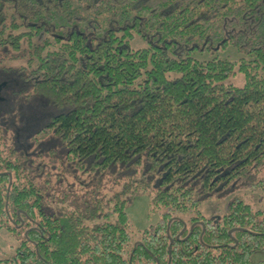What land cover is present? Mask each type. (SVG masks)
Wrapping results in <instances>:
<instances>
[{
	"label": "trees",
	"instance_id": "obj_1",
	"mask_svg": "<svg viewBox=\"0 0 264 264\" xmlns=\"http://www.w3.org/2000/svg\"><path fill=\"white\" fill-rule=\"evenodd\" d=\"M79 25L98 38L62 33ZM218 40L249 54L244 86L224 82L235 61L191 56ZM4 60L20 64L0 65V227L20 241L0 264H250L264 249V206L214 220L194 187L264 189V0H0ZM84 173L128 181L105 198L67 178ZM139 189L162 216L131 244L123 195Z\"/></svg>",
	"mask_w": 264,
	"mask_h": 264
},
{
	"label": "rangeland",
	"instance_id": "obj_2",
	"mask_svg": "<svg viewBox=\"0 0 264 264\" xmlns=\"http://www.w3.org/2000/svg\"><path fill=\"white\" fill-rule=\"evenodd\" d=\"M104 28L106 26L101 24ZM76 28L79 31L86 33L87 35L97 39L96 26L85 28L82 25L71 27L69 29H63L62 33L66 35L69 31ZM62 34V35H63ZM153 41V38L149 36L142 38L137 37L132 45L133 47H147ZM191 56L198 60H210V59H222L231 60L236 62L235 72L230 74L224 82L226 84H233L239 87L244 86L245 76L237 68L239 60L241 58H248L249 54L240 50L232 43L224 44L222 41H216L215 43L204 45L203 47H195L190 51ZM20 63L15 61L4 60L0 61V65L15 67ZM2 80H7L4 78ZM1 94L4 93L0 90ZM37 107V106H36ZM86 174L81 177L67 178L73 184L75 189L84 188H97L100 195L105 198H110L116 193H122L124 184L128 179L118 177L119 175L107 174L104 175L100 181L96 180L91 184H83L86 182ZM74 178V179H73ZM55 179V176L52 177ZM196 190V197L200 199V211L208 218L218 219L223 215L227 203L234 200H242L250 204L254 209H260L264 206V189L249 184V182H237L235 180H228L226 178L221 179L217 186L212 188L208 193L203 192V184L201 181L194 183ZM127 199L126 211L130 217V233L131 244H135L142 239L143 233L156 226L162 216V209L154 205L153 197L154 193L151 190L139 189L133 193H127L123 195ZM19 235L16 231H11L7 227V223L4 222L0 227V259H6L12 256L15 249L19 244ZM250 264H264V249L256 250L251 256Z\"/></svg>",
	"mask_w": 264,
	"mask_h": 264
},
{
	"label": "water",
	"instance_id": "obj_3",
	"mask_svg": "<svg viewBox=\"0 0 264 264\" xmlns=\"http://www.w3.org/2000/svg\"><path fill=\"white\" fill-rule=\"evenodd\" d=\"M169 223H170V221H169ZM185 228H186V226L182 229V231L180 232V234L177 237H180V235L184 232ZM230 233H232V230L230 231ZM172 242H173V240L171 239L170 247H171Z\"/></svg>",
	"mask_w": 264,
	"mask_h": 264
}]
</instances>
